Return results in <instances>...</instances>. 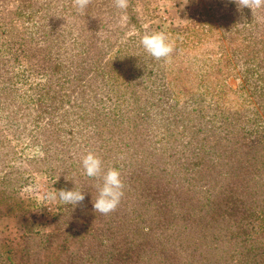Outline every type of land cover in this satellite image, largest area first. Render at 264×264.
Returning a JSON list of instances; mask_svg holds the SVG:
<instances>
[{
	"label": "rangeland",
	"instance_id": "1",
	"mask_svg": "<svg viewBox=\"0 0 264 264\" xmlns=\"http://www.w3.org/2000/svg\"><path fill=\"white\" fill-rule=\"evenodd\" d=\"M154 32L174 42L168 58L143 48ZM0 34V252L22 237L45 255L40 238L59 220L97 225L91 151L118 153L135 224L156 212L153 236L140 234L173 264H264V6L91 0L81 12L72 0H0ZM162 174L180 188L160 214L148 180ZM75 186V206L48 199Z\"/></svg>",
	"mask_w": 264,
	"mask_h": 264
},
{
	"label": "trees",
	"instance_id": "2",
	"mask_svg": "<svg viewBox=\"0 0 264 264\" xmlns=\"http://www.w3.org/2000/svg\"><path fill=\"white\" fill-rule=\"evenodd\" d=\"M3 36V34H0V39L3 41L2 44H5L6 38ZM94 150L97 151L98 147H95ZM117 154L111 153L109 157L102 160L103 162L105 161L103 172L106 173L109 168H116L120 172L126 171V168L121 167V164H119L118 156L116 158ZM174 179L168 180L162 174L159 180L157 178L158 181L155 180L156 182L151 179L148 180V185L151 184L148 203L150 202L152 205L156 203L155 206L157 207L155 208L160 209L158 210L160 214L165 211L162 210V205L165 202L162 198L165 197V194L172 192L171 195H174L177 191L173 192V190L180 188L176 187ZM102 183V179L98 180L96 187L98 188ZM129 186L130 180H126L123 188V199L121 198L115 211L108 215L95 213L94 216H91L97 223L96 226L89 224V222L80 228L71 224L70 226H60L59 223L61 221L59 220L55 232L40 238V245L48 248V252L45 255H43L44 249H33V247L30 249L28 245H23L22 237L16 238V244L9 239L3 242L4 245L9 244V246L4 248L2 243L0 264H143L151 261L157 254L163 255L160 260L162 264H173V259L169 257V255L173 254V251H166L164 247L156 249L154 245L149 243L150 237H142L141 234L151 236L158 229L159 221L154 226L150 221L152 216L155 217V212L152 216L150 214L148 218H144L147 219L146 225L140 224L137 226L135 224L136 216L133 215L132 202L128 196L131 192ZM160 224L161 228L163 227L167 231V220H160ZM163 229L155 238V241L162 239V242L166 243V241L171 240L170 234L166 233L165 235ZM135 233H138V235L135 236ZM178 234L182 235L181 233ZM163 235L166 237L163 238ZM180 235L178 236L176 233L175 239L182 243L183 238ZM136 237L142 244L136 245ZM177 241H172L169 244L170 247L167 246V248L177 252ZM145 259H148L147 262H145Z\"/></svg>",
	"mask_w": 264,
	"mask_h": 264
},
{
	"label": "clouds",
	"instance_id": "3",
	"mask_svg": "<svg viewBox=\"0 0 264 264\" xmlns=\"http://www.w3.org/2000/svg\"><path fill=\"white\" fill-rule=\"evenodd\" d=\"M238 10L247 7L255 9L264 6V0H233ZM73 7L83 11L91 3V0H72ZM115 6L120 9L128 7V0H114ZM141 44L147 53L160 60L168 58L174 50V42L164 32H154L145 34L141 39ZM84 174L89 178L102 179L103 183L98 187V195L93 200L94 211L102 215H108L116 210L123 196L124 184L121 180V174L116 168H109L106 173L103 172L102 159L95 153L89 151L82 161ZM59 200L64 204L77 205L85 199V194L76 186L71 190L60 189L57 192L48 194V199Z\"/></svg>",
	"mask_w": 264,
	"mask_h": 264
},
{
	"label": "crops",
	"instance_id": "4",
	"mask_svg": "<svg viewBox=\"0 0 264 264\" xmlns=\"http://www.w3.org/2000/svg\"><path fill=\"white\" fill-rule=\"evenodd\" d=\"M12 243L16 244L17 243V240L13 241Z\"/></svg>",
	"mask_w": 264,
	"mask_h": 264
},
{
	"label": "built area",
	"instance_id": "5",
	"mask_svg": "<svg viewBox=\"0 0 264 264\" xmlns=\"http://www.w3.org/2000/svg\"><path fill=\"white\" fill-rule=\"evenodd\" d=\"M47 197V196H46Z\"/></svg>",
	"mask_w": 264,
	"mask_h": 264
}]
</instances>
